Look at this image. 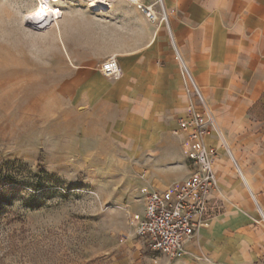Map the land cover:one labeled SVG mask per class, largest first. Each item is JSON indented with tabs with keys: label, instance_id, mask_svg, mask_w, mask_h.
Here are the masks:
<instances>
[{
	"label": "rangeland",
	"instance_id": "1",
	"mask_svg": "<svg viewBox=\"0 0 264 264\" xmlns=\"http://www.w3.org/2000/svg\"><path fill=\"white\" fill-rule=\"evenodd\" d=\"M157 4L156 22L168 28L162 0ZM36 5L0 0V264H264V218L217 134L230 138L264 214V93L255 102L235 96L231 105L219 98L215 108L199 88L216 119V160L229 166L245 195L234 201L229 186L219 181L221 206L250 215L238 234L246 244L244 256L224 259L185 250L170 259L137 238L151 192L142 188L147 170L118 151L115 140L98 135L100 121L84 113L81 79L67 55L68 39L94 54L113 49L114 42L100 35L106 10H89L86 2L74 0L65 8L61 32L45 31L25 21ZM182 82L189 107L197 105ZM225 109L228 118L218 121L217 110ZM251 134L249 151L245 137Z\"/></svg>",
	"mask_w": 264,
	"mask_h": 264
},
{
	"label": "crops",
	"instance_id": "2",
	"mask_svg": "<svg viewBox=\"0 0 264 264\" xmlns=\"http://www.w3.org/2000/svg\"><path fill=\"white\" fill-rule=\"evenodd\" d=\"M162 2L169 30L163 23L148 20L144 13L148 6L156 8L158 0H140V4L115 0L99 18V25L104 28L100 35L103 40L114 42L112 50L94 54L84 44L72 45L70 39L67 43L73 72L81 79L78 87L84 90V113L93 114L100 121L98 135L115 140L118 151L127 153L138 167L146 168L143 191H165L194 174L183 139L173 136L176 118L190 109L178 57L215 108L220 104L219 98L224 99L222 104L231 105L236 104L231 100L235 96L255 102L264 93V0ZM75 16L74 12L69 13V17ZM108 20L113 24H108ZM112 56L121 70L117 79L105 77L100 70ZM228 116V109L217 110L218 121ZM253 135L245 137L249 151L254 150ZM226 136L231 149L227 133ZM172 142L179 147L173 148ZM215 142L216 136L211 132L208 143L216 146ZM238 160L241 179L244 176L249 180L257 198L244 163ZM215 169L219 181L229 186L231 198L238 203L243 201L245 195L230 176L229 166L218 159ZM217 193L214 196L219 197L222 191ZM248 194L252 197L249 190ZM222 207L225 210L224 204ZM244 213L228 208L220 212L196 233L186 251L224 259L244 256L246 244L238 234L251 220L248 211Z\"/></svg>",
	"mask_w": 264,
	"mask_h": 264
},
{
	"label": "built area",
	"instance_id": "3",
	"mask_svg": "<svg viewBox=\"0 0 264 264\" xmlns=\"http://www.w3.org/2000/svg\"><path fill=\"white\" fill-rule=\"evenodd\" d=\"M145 13L151 22L157 21L158 18L149 8L145 9ZM163 21L169 28L166 13ZM178 60L187 92L193 93L198 103H192L187 114L177 117V130L174 133L183 139L194 174L165 191L148 192L144 217L135 231L137 238L145 240L154 250L170 259L181 257L196 233L222 209L220 200L214 196L219 190L215 169L218 151L216 146L208 143L211 132L217 131L216 119L191 71L181 58L178 57ZM101 71L110 79L121 76L115 57L107 60ZM217 134L222 135L219 131Z\"/></svg>",
	"mask_w": 264,
	"mask_h": 264
},
{
	"label": "bare ground",
	"instance_id": "4",
	"mask_svg": "<svg viewBox=\"0 0 264 264\" xmlns=\"http://www.w3.org/2000/svg\"><path fill=\"white\" fill-rule=\"evenodd\" d=\"M35 1L37 5L35 9L32 11V13L29 16L25 17V21L33 24L38 30H45V31L47 29H52V28H57L59 30L60 21L65 16L64 15L65 8L67 7V5L69 4L71 5L72 2H74V0H35ZM77 1H84L87 3L89 9L99 10V11L108 8L111 2V0H77ZM129 1L134 2L135 4H140V0H129ZM62 5L65 7L63 8L60 7ZM147 8H149L154 13L156 18L158 17L156 11L154 10V6H149ZM221 134H222L221 135L222 143L226 147L227 153L229 154L230 158L232 159L235 166L239 170V167L236 163L235 155L230 149L228 140L226 139L223 132H221ZM242 177L245 186L251 192V196L257 205L258 211L261 213L262 217L264 218V214L262 212L260 205L258 204V200H256L257 198L254 197V194L252 192V188L249 184V180L244 176Z\"/></svg>",
	"mask_w": 264,
	"mask_h": 264
}]
</instances>
